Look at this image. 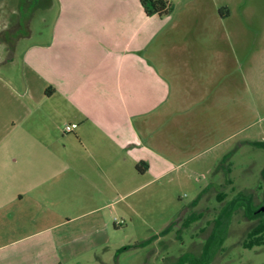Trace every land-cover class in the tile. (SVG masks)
Masks as SVG:
<instances>
[{"label": "crops", "instance_id": "1", "mask_svg": "<svg viewBox=\"0 0 264 264\" xmlns=\"http://www.w3.org/2000/svg\"><path fill=\"white\" fill-rule=\"evenodd\" d=\"M167 1L170 12L147 14L140 0H60L48 37L22 55V111L2 122L0 168L28 182L14 200L39 202L48 187L67 205L76 182L113 186L163 171L174 156L158 149L182 152L201 125L210 135L231 118L234 76L248 80L232 54L244 38L232 37L230 11ZM68 123L77 126L64 132Z\"/></svg>", "mask_w": 264, "mask_h": 264}, {"label": "rangeland", "instance_id": "2", "mask_svg": "<svg viewBox=\"0 0 264 264\" xmlns=\"http://www.w3.org/2000/svg\"><path fill=\"white\" fill-rule=\"evenodd\" d=\"M60 4L0 0V133L2 122L22 111V55L48 37ZM209 4L230 11L232 37L244 38L232 54L248 81L234 76L231 118H218L210 135L201 125L199 139L182 152L158 149L174 156L163 171L153 167L113 186L76 182L67 205L48 187L39 202L32 195L14 200L16 187L28 182L16 181L14 168H0V264H264V243L243 246L264 212L256 211L264 202V0ZM239 201L244 205L233 209Z\"/></svg>", "mask_w": 264, "mask_h": 264}, {"label": "trees", "instance_id": "3", "mask_svg": "<svg viewBox=\"0 0 264 264\" xmlns=\"http://www.w3.org/2000/svg\"><path fill=\"white\" fill-rule=\"evenodd\" d=\"M140 2L147 14H154V13L166 14L170 12V10L172 9L171 4L167 0H140ZM11 46H13V44ZM224 195L225 193L223 192L217 193V197L219 198V200L223 199ZM241 205H244V203L242 201H239L238 204L236 203L233 205L234 207L233 209H235L236 206L239 207ZM256 211L259 210L256 209ZM256 211L254 210L253 213ZM263 232H264V212H261L260 217L257 220V223L247 233V238L246 240L243 241V246L250 248L253 245L263 244L264 243V238L262 235Z\"/></svg>", "mask_w": 264, "mask_h": 264}, {"label": "built area", "instance_id": "4", "mask_svg": "<svg viewBox=\"0 0 264 264\" xmlns=\"http://www.w3.org/2000/svg\"><path fill=\"white\" fill-rule=\"evenodd\" d=\"M77 126L76 123H68L64 125L63 131L64 132H70Z\"/></svg>", "mask_w": 264, "mask_h": 264}, {"label": "water", "instance_id": "5", "mask_svg": "<svg viewBox=\"0 0 264 264\" xmlns=\"http://www.w3.org/2000/svg\"><path fill=\"white\" fill-rule=\"evenodd\" d=\"M258 210L264 211V205L260 207Z\"/></svg>", "mask_w": 264, "mask_h": 264}]
</instances>
